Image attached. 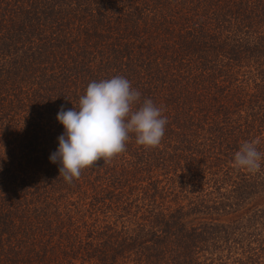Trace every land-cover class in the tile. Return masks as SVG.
<instances>
[{
	"label": "trees",
	"instance_id": "1",
	"mask_svg": "<svg viewBox=\"0 0 264 264\" xmlns=\"http://www.w3.org/2000/svg\"><path fill=\"white\" fill-rule=\"evenodd\" d=\"M114 76L162 142L66 183L57 113ZM0 264H264V0H0Z\"/></svg>",
	"mask_w": 264,
	"mask_h": 264
},
{
	"label": "clouds",
	"instance_id": "2",
	"mask_svg": "<svg viewBox=\"0 0 264 264\" xmlns=\"http://www.w3.org/2000/svg\"><path fill=\"white\" fill-rule=\"evenodd\" d=\"M57 121L64 132L49 159L59 164V177L69 184L97 162L107 164L122 154L132 135L145 149L158 147L167 124L162 109L150 99L142 100L141 92L123 76L89 83L79 98L78 109L65 110L62 106ZM256 144L243 143L235 154L236 167L249 172L260 170L262 154Z\"/></svg>",
	"mask_w": 264,
	"mask_h": 264
}]
</instances>
